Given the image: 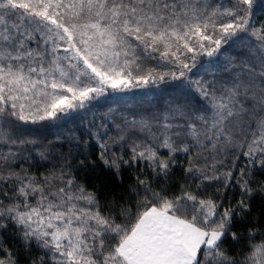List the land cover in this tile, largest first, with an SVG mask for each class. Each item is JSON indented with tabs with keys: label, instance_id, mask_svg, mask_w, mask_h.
<instances>
[{
	"label": "snow or ice",
	"instance_id": "1",
	"mask_svg": "<svg viewBox=\"0 0 264 264\" xmlns=\"http://www.w3.org/2000/svg\"><path fill=\"white\" fill-rule=\"evenodd\" d=\"M0 264H264V0H0Z\"/></svg>",
	"mask_w": 264,
	"mask_h": 264
},
{
	"label": "trees",
	"instance_id": "2",
	"mask_svg": "<svg viewBox=\"0 0 264 264\" xmlns=\"http://www.w3.org/2000/svg\"><path fill=\"white\" fill-rule=\"evenodd\" d=\"M160 87H163V86L161 85ZM143 92H144L143 89H136L128 93L127 95L131 97L132 101L146 100L147 97L143 95Z\"/></svg>",
	"mask_w": 264,
	"mask_h": 264
}]
</instances>
